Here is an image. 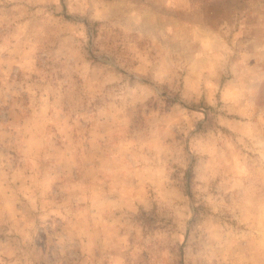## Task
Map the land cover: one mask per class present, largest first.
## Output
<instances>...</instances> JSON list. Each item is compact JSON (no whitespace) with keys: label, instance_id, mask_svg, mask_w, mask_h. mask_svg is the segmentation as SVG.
Listing matches in <instances>:
<instances>
[{"label":"rangeland","instance_id":"1","mask_svg":"<svg viewBox=\"0 0 264 264\" xmlns=\"http://www.w3.org/2000/svg\"><path fill=\"white\" fill-rule=\"evenodd\" d=\"M0 264H264V0H0Z\"/></svg>","mask_w":264,"mask_h":264}]
</instances>
